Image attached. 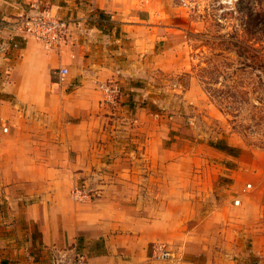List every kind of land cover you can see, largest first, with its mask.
Returning a JSON list of instances; mask_svg holds the SVG:
<instances>
[{
  "label": "rangeland",
  "instance_id": "obj_1",
  "mask_svg": "<svg viewBox=\"0 0 264 264\" xmlns=\"http://www.w3.org/2000/svg\"><path fill=\"white\" fill-rule=\"evenodd\" d=\"M149 3L117 6L122 19L139 26V52L120 56L132 64V76L104 81L120 89L115 105L101 104L102 81L92 86L79 81L87 73L71 76L59 51L33 42L21 68L20 53L0 44V257L23 246L30 232L39 240L17 211L22 180L41 174L27 164L31 156L64 157L62 166L49 167L61 170L73 205L97 204L131 233L141 231L131 217L154 220L151 258L153 245L162 244L178 262L259 264L248 255L252 242L264 247V0ZM41 11L71 27L86 20L87 0H0V37L4 30L22 34L20 22ZM79 36L87 42V32ZM40 56L44 66L36 70ZM60 68L67 69L62 80ZM21 94L28 100L17 105ZM25 127L42 132L38 144L34 134H20ZM78 140L87 141V150L75 161L64 148ZM3 175L11 177L8 194ZM74 183L89 199L72 201ZM69 255L55 250L53 261L67 264Z\"/></svg>",
  "mask_w": 264,
  "mask_h": 264
},
{
  "label": "crops",
  "instance_id": "obj_2",
  "mask_svg": "<svg viewBox=\"0 0 264 264\" xmlns=\"http://www.w3.org/2000/svg\"><path fill=\"white\" fill-rule=\"evenodd\" d=\"M142 1L150 4L149 0H87L86 20L82 17L81 21L69 27V37L66 41L64 40L58 50L57 57L69 64L71 76H81V73H87V78L81 76L79 81L80 83L87 81V85L92 86L110 78H117L120 74L128 73L132 76L130 67L132 64H123L120 56L123 54L131 59L135 56V52H139L137 48L139 40L134 34L139 26L122 19L117 13V6L123 3L138 5ZM141 27L144 29L143 26ZM146 28L148 30L150 26ZM4 31L5 34L1 33L0 44L8 50L20 53V58L15 65L22 68V63L28 58L29 47L34 41L30 38L23 39L20 33ZM82 31L87 32V42L79 36ZM145 50L148 51L149 48L146 47ZM142 59L145 63L148 62V55H143ZM35 63L36 70L43 68L42 56L36 57ZM144 70L148 72V64ZM9 88L11 87H8V90H11ZM27 98L25 94L17 95L16 104L27 102ZM99 98L101 99L100 94ZM81 123L74 127L76 129L81 127ZM41 133V131L29 132L26 127L20 132L26 138L34 134V139L30 137L34 144L39 143L38 135ZM60 145L63 147L65 144L60 142ZM64 150L73 152L75 161H78L81 154L87 150V141L78 140L66 146ZM49 158L46 160L31 156L25 158L27 164L36 166L37 172L41 174L34 173L32 177L27 176L22 180L23 183L20 186L23 189L17 199V201L20 200L17 211H21L25 220L32 224L33 232L36 230L39 234L38 243L33 241L30 232L27 242L14 250V253L10 250L11 248L7 249L10 250L9 253L8 251L2 252L0 264H55L52 256L55 250L69 253L76 250L86 256L88 264H161L153 261L147 251L148 245L152 242L150 237L153 235L156 224L154 220L145 222L140 218L131 217L129 221L133 222V229L135 225L137 226L134 231L141 230L131 233L132 230L128 223H117L113 216H109L100 205V208L97 204L85 207L73 205L68 198L67 187L62 184V180L66 178L61 174V170L49 167L62 166L65 163L64 157H61L58 162ZM150 161V159L147 160L148 165ZM149 170L150 168H148L147 180L150 182L152 178ZM79 174V172L74 173L75 176ZM2 178L5 185L4 192L8 194L13 189L8 185L11 177L3 175ZM11 198L8 196L7 199ZM11 209L15 210L12 205ZM251 244L249 255L245 254L243 261L247 260L246 255H248L250 259L257 258L259 264H264V247L258 248L254 242ZM35 246L43 249L40 255L35 252ZM48 256L51 257V261L45 259ZM170 264L194 263L182 259Z\"/></svg>",
  "mask_w": 264,
  "mask_h": 264
},
{
  "label": "built area",
  "instance_id": "obj_3",
  "mask_svg": "<svg viewBox=\"0 0 264 264\" xmlns=\"http://www.w3.org/2000/svg\"><path fill=\"white\" fill-rule=\"evenodd\" d=\"M183 6L188 4V0H180ZM19 28L22 32L23 39L30 38L43 50L48 52H56L59 50L64 42V37L69 28V21H64L58 17L52 11H41L34 15L27 16L20 22ZM67 74L66 68L58 69V76L62 80ZM98 90L101 96V104L103 105H115L120 97V89L114 82H103L98 86ZM7 128H3V132H6ZM70 197L73 202H82L85 199H89L88 193L84 188L77 183H74ZM239 202L235 201V205ZM152 258L163 264H170L175 261V257L172 253L166 249L162 244H155L151 249ZM63 263L62 261H60ZM58 264V261L57 263ZM69 264H88L86 256L83 253L73 251V257Z\"/></svg>",
  "mask_w": 264,
  "mask_h": 264
},
{
  "label": "water",
  "instance_id": "obj_4",
  "mask_svg": "<svg viewBox=\"0 0 264 264\" xmlns=\"http://www.w3.org/2000/svg\"><path fill=\"white\" fill-rule=\"evenodd\" d=\"M73 257V252H71L70 253V255H69V258H72ZM71 260V259H70ZM70 260L67 262V264H69V262H70ZM58 261V263L61 261V259H58L57 260ZM63 264V263H62Z\"/></svg>",
  "mask_w": 264,
  "mask_h": 264
}]
</instances>
